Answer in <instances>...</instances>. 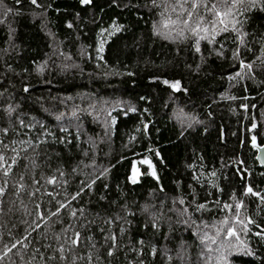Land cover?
Segmentation results:
<instances>
[{
  "label": "trees",
  "instance_id": "trees-1",
  "mask_svg": "<svg viewBox=\"0 0 264 264\" xmlns=\"http://www.w3.org/2000/svg\"><path fill=\"white\" fill-rule=\"evenodd\" d=\"M227 10L0 0V264H264V0Z\"/></svg>",
  "mask_w": 264,
  "mask_h": 264
},
{
  "label": "snow or ice",
  "instance_id": "snow-or-ice-1",
  "mask_svg": "<svg viewBox=\"0 0 264 264\" xmlns=\"http://www.w3.org/2000/svg\"><path fill=\"white\" fill-rule=\"evenodd\" d=\"M251 2L253 4H255L256 0H251ZM32 3L35 4L36 0H32ZM82 3H84V4L90 3V0H82ZM220 3L228 7V10L223 13L224 16H228V15L232 14V8L235 7L238 3H241V4L244 3V0H220ZM192 6L194 8L198 7V5L196 3H193ZM210 10L213 11L214 15H216L217 17H219L221 15V13L218 11L216 5H212V8ZM189 15H191V14H189ZM219 22L223 23L224 21L221 19ZM185 23H187V21H185ZM221 30L222 31H226L227 28H224V29H221ZM203 31L206 32L207 29H203ZM193 33L196 34V30L195 29H193ZM206 38L207 37H201V39H206ZM196 51H199V41H197ZM242 66L247 67L248 69H251V67H252L251 64H248V65H243L242 64ZM165 83H167V81H165ZM173 87H176V85H173ZM3 159H4L3 156H0V161H3ZM5 175H7V172H5ZM48 182L49 183H55V180L54 179L53 180H49ZM133 182H135V181H133ZM3 191H4V189L0 188V194H2ZM249 192H251V189H249ZM64 207H66V205L60 204L59 207L57 208V211L53 212L52 215L53 216L57 215V213L60 211V209H62ZM225 207H229V206L225 205ZM73 215H75V213H73ZM36 227H39V225H36ZM228 235H234V232L229 230ZM78 237H79V233L76 234V238L72 239L71 243L72 244H77L79 242ZM17 243H19V241H17ZM15 247H16V244H13L12 248H15ZM8 251H11V248H9ZM109 254H111V253H109ZM5 255H7V253H5ZM0 258H2V257H0Z\"/></svg>",
  "mask_w": 264,
  "mask_h": 264
},
{
  "label": "rangeland",
  "instance_id": "rangeland-1",
  "mask_svg": "<svg viewBox=\"0 0 264 264\" xmlns=\"http://www.w3.org/2000/svg\"><path fill=\"white\" fill-rule=\"evenodd\" d=\"M118 29H119L118 26L111 25L109 28L102 29L99 32V35H98V51L99 52L103 51L106 41L109 39V37L113 33L117 32ZM66 115L69 116V114H66ZM0 156H3L4 158L3 161H0V164L3 168H9L12 163V160L15 158V156H13V159L8 158L4 153H0ZM141 163L147 165L149 171L153 173V168L148 160H143ZM138 176H139V167L138 165L135 164V167L133 169L132 179L136 180Z\"/></svg>",
  "mask_w": 264,
  "mask_h": 264
},
{
  "label": "water",
  "instance_id": "water-1",
  "mask_svg": "<svg viewBox=\"0 0 264 264\" xmlns=\"http://www.w3.org/2000/svg\"><path fill=\"white\" fill-rule=\"evenodd\" d=\"M256 160L259 166L264 167V144L257 147Z\"/></svg>",
  "mask_w": 264,
  "mask_h": 264
}]
</instances>
